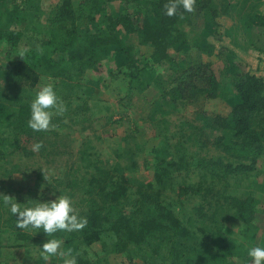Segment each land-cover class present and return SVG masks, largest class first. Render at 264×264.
Returning a JSON list of instances; mask_svg holds the SVG:
<instances>
[{
    "label": "trees",
    "instance_id": "16d2710c",
    "mask_svg": "<svg viewBox=\"0 0 264 264\" xmlns=\"http://www.w3.org/2000/svg\"><path fill=\"white\" fill-rule=\"evenodd\" d=\"M117 1L122 8L113 15L112 4ZM165 3L166 0H60L43 20L42 0H0V48L9 58L0 72L10 75L11 84L28 94L25 97L13 92L4 99L0 87V159L22 149L27 155L35 154L23 145L25 138H54L56 147L64 145L67 116L54 117L57 127L47 132L37 133L27 127L30 100L43 77H48L46 83L54 84L67 113L69 109L70 114L81 112L84 120L92 122L87 110L94 91L91 85L83 88L81 80L89 69L101 70L110 58L108 62L112 60L115 69H110L111 75L129 82L130 94L137 95V88L148 87L151 80L159 87L161 95L147 102L155 108L153 114L159 109L165 111L169 105L176 108L192 104L199 98L223 97L231 103L227 115L208 117L219 131L213 145L223 152V157L209 160L211 168L206 178L211 182L203 176L199 183L184 181L171 186L178 196L199 198L195 217L186 221L162 197L172 170L184 168L178 159L176 164L174 157L158 167L156 184L131 191L127 179L119 177L96 150L88 149L89 141H84L75 154L84 164L54 181L55 188L78 193L73 204L88 220L80 232L56 234L64 240V249L80 254L78 264H110L106 256L90 253L91 245L97 241L107 252L137 250V255L147 258L150 264H239L242 257L249 264L247 249L255 241L260 243L258 234L263 235L264 244V182L251 188L250 179L264 155V75L257 72L260 65L249 59L243 62L244 69L235 50L247 52L254 48L259 54L264 50L259 46V42L264 45L261 37L248 44L239 38L241 32L254 37L258 29L264 30V0H196L194 12H184L181 7L172 17L164 14ZM224 15L235 23L221 31L220 18ZM198 19L203 20L201 30L196 28ZM211 36L218 41L228 36L234 46L226 53L223 70L227 81L219 78L212 59L203 56L224 54L222 44L210 41ZM137 44L152 47L148 59L142 61L136 54ZM258 57L263 60L264 54ZM159 66L164 73L158 72ZM79 99L81 103L72 107ZM188 125L190 130L181 132L182 140L202 129L194 122ZM167 141L165 147L171 145ZM176 147L182 156L184 150L179 144ZM230 180L240 183L246 192L227 194ZM218 181H223L225 187L216 188ZM4 214L7 216L2 219ZM236 219L245 241L230 234L225 225ZM195 221L197 227L201 225V234L192 229ZM0 224L33 247L42 246L48 239L42 232L17 229L7 209L0 211ZM4 229L0 228V237ZM131 245L136 248L133 250ZM37 254L34 263L43 264ZM53 264L62 261L55 259Z\"/></svg>",
    "mask_w": 264,
    "mask_h": 264
},
{
    "label": "rangeland",
    "instance_id": "374dc122",
    "mask_svg": "<svg viewBox=\"0 0 264 264\" xmlns=\"http://www.w3.org/2000/svg\"><path fill=\"white\" fill-rule=\"evenodd\" d=\"M58 1L60 0H42L43 20L46 19ZM77 2L79 0H75V3ZM112 5H114L111 11L113 15L118 9L122 8L121 3L118 1ZM198 22H196V28L201 30L204 26L203 20L198 19ZM220 22L222 24L221 31H225V27L227 29L235 23L231 17L226 15L220 18ZM257 37L264 39L263 29H258V34L254 37H251L247 32L245 34L241 32L239 36L247 44L249 40H255ZM209 39L217 46L222 44L224 54L212 56L207 53L203 56L205 59H212L213 68L219 78L227 81L228 76L223 70L226 53L232 50L234 46L228 36H222L220 41L213 36L209 37ZM259 43V46H264L262 42ZM149 49H151L150 46L137 44L136 54L143 61L149 58ZM235 50L242 65L248 59L252 60L255 65L257 63V66L260 65L257 72L264 75V58L260 60V57H258L264 54V50L260 54L254 48L247 49V52L236 47ZM110 59L102 64L101 70L89 69L81 80L83 88L91 85L94 91L89 98L90 110H87L92 122L84 120L81 112L77 113L76 111L70 114L69 109V112L64 114V116H67L66 122L68 123V126L64 128L66 134L64 145L58 144L56 147L54 138L52 140L51 138L46 139L43 137L32 140H25L27 139L25 138L23 145L28 150H32L33 145L36 143H42L43 147L35 154L27 155L26 151L22 149L9 155L5 160L0 159V195H9L15 197L18 202L25 203L27 202V197L39 198L41 187L44 186L43 192L46 200L54 199L52 192L57 191L70 195L72 200L77 199L79 197L78 193L70 192L62 187L55 188L54 181L64 178L69 171L73 172L76 170L75 168L79 167L78 165L84 164L75 154L86 140L90 143L88 146L89 150L90 148L91 150H96L99 155L97 156L105 161L107 166H111L119 177L127 179L125 181L130 184L131 191L145 188L150 184H156L158 167L162 164L170 163L174 157L176 160L173 164H176L178 159L181 162L179 166L183 165L184 168L182 167L183 169L179 171L177 169L172 170L173 174L167 179V186L164 187L162 197L165 202L170 203L178 217L185 219V221L186 219L194 218V208L198 204L199 198L178 196L175 193V189L171 188V186L178 185L184 181L199 183L202 181L203 176L206 178L209 173L207 172L211 168L209 160L223 157V152L216 149L213 145L218 138L219 131L214 128L210 118L216 114L227 115L232 109L231 103L223 97L207 100L199 98L192 104H182L174 109L168 107L165 111L159 109L157 114H153L155 108L148 105L147 102L161 95L159 87L151 80L149 86L152 87H145L144 90L140 88V92L139 88H137V95L130 94V83H123L117 76L111 75L110 69H115L113 68L112 60L108 62ZM8 60L9 58L0 48V67L8 64ZM243 68L245 69L244 65ZM164 71L163 67H158V72L164 73ZM11 80L10 75L0 72V87L2 88L3 98L7 99L6 97L13 92L27 97L28 94H24L22 88L18 89L16 85H12ZM47 81L48 77H43L37 86ZM5 87L9 88L5 89ZM16 88L17 90H15ZM80 103V99L76 100L72 103V107H76ZM203 113H206V116ZM209 116L211 117L208 118ZM198 118L204 120H198ZM206 118L207 120H205ZM188 122H194L202 129L193 131L195 135L192 138L182 140V130H190ZM126 138L129 140L127 141ZM168 139L171 145L165 147L164 143L168 142ZM177 144L184 150L182 156L179 155L180 151L176 147ZM65 150H69L70 153L59 155L55 152ZM257 166L250 178L253 180L251 188L255 187V183L258 185L262 181L264 182V155L259 158ZM44 173L46 178H50V184L45 179ZM206 181L210 183L211 179L206 178ZM214 186L216 188H224L225 184H223V181H218ZM245 192V187H242L240 183L239 185L233 184V182H231L229 189L226 191L227 194L233 193L234 195H242ZM57 195H59V192H57ZM5 210L0 205V211L3 213ZM5 216L7 214L1 215L2 219ZM232 221L225 222V225L231 230L229 233L245 241L246 239L239 230L241 224H239L237 219ZM194 224L196 226L192 227V229L197 235L201 234V225L197 227V221ZM0 228L4 229L5 227L0 224ZM4 230L0 237V264H36L34 262H36L37 253H39L38 246L27 245L21 236L17 238V235H11V233L6 232L8 230ZM25 241L27 242V240ZM258 242L255 241L253 246H264V244L259 245ZM13 243L16 245L13 246ZM131 248L134 250L136 246L131 245ZM90 253L106 256L110 264H150L147 258L137 255V250L133 253L129 251L107 252L99 241L91 245ZM147 253L149 251L145 253L146 257H148ZM241 259L239 264H245L247 259L245 257ZM54 260L55 258L49 264H53Z\"/></svg>",
    "mask_w": 264,
    "mask_h": 264
},
{
    "label": "clouds",
    "instance_id": "9594fccd",
    "mask_svg": "<svg viewBox=\"0 0 264 264\" xmlns=\"http://www.w3.org/2000/svg\"><path fill=\"white\" fill-rule=\"evenodd\" d=\"M196 0H166L165 15H177L178 9L184 12L195 11ZM23 57V53L20 54ZM30 112L27 127L33 132H47L57 127L54 117H62L67 112V106L58 96L52 83L39 84L29 104ZM42 143L33 145V151L38 152ZM44 177L48 184L50 178ZM41 187L39 198L27 197V202L21 203L15 197L0 195V205L15 218L16 228L28 233H44L48 239L38 246L39 258L43 264H49L52 259L62 261V264H78L79 253L73 254L72 249H64V240L57 238V233H73L82 231L88 224L86 217L81 216L73 204L72 197L62 191L52 192L54 199L46 200ZM249 264H264V246H253L247 249Z\"/></svg>",
    "mask_w": 264,
    "mask_h": 264
},
{
    "label": "crops",
    "instance_id": "0c3cea01",
    "mask_svg": "<svg viewBox=\"0 0 264 264\" xmlns=\"http://www.w3.org/2000/svg\"><path fill=\"white\" fill-rule=\"evenodd\" d=\"M142 46H144V45H142ZM151 49H149V55H151L152 54V47H150ZM150 57V56H149ZM149 87H152V86H149ZM148 88V87H147ZM143 90H144V88H143ZM139 92H140V88H139ZM156 98V97H155ZM155 98H153L152 99V101L155 99ZM151 100H149V103H151L152 102ZM169 106H171V107H173L172 105H169ZM174 108V107H173ZM258 237H259V235H258ZM259 239H260V243H259V245H261L262 243L261 242H263V235L262 236H260L259 237Z\"/></svg>",
    "mask_w": 264,
    "mask_h": 264
}]
</instances>
